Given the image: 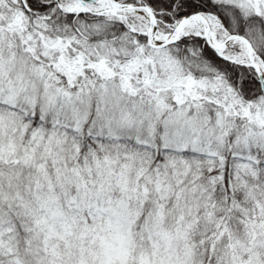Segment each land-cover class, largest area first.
Segmentation results:
<instances>
[{"label":"snow or ice","instance_id":"1","mask_svg":"<svg viewBox=\"0 0 264 264\" xmlns=\"http://www.w3.org/2000/svg\"><path fill=\"white\" fill-rule=\"evenodd\" d=\"M0 264H264V0H0Z\"/></svg>","mask_w":264,"mask_h":264}]
</instances>
